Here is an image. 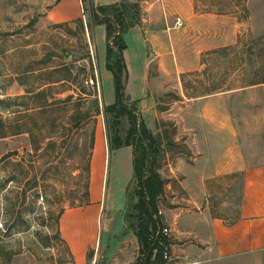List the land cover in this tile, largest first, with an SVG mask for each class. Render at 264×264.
Masks as SVG:
<instances>
[{
  "label": "rangeland",
  "instance_id": "374dc122",
  "mask_svg": "<svg viewBox=\"0 0 264 264\" xmlns=\"http://www.w3.org/2000/svg\"><path fill=\"white\" fill-rule=\"evenodd\" d=\"M56 1L0 0V181H6L10 169L15 177L0 190V211L5 216L3 244L15 254L11 264H79L62 233L61 219L70 211L88 209L89 152L87 131L76 144L56 148L63 139H48L47 133H34V139L10 136L9 126L15 118L20 124L30 121L31 92L41 85L57 86L46 95L49 104L64 102L73 88L78 90L74 103L86 98L83 90L88 95L93 88L102 105L115 102L113 76L106 69L105 27L88 29V14L86 22L82 18L84 31L75 22L48 21L46 14ZM192 13L189 19L178 11L164 15L163 27L152 28L143 11L142 24L126 36V93L138 102L148 128L164 139L160 173L166 191L160 209L166 225L167 217H177L183 199L190 198L178 168L199 166L206 176L208 169L225 166L228 149L229 167L264 165V84L259 83L264 82V0H193ZM178 18L183 28L177 27ZM67 66L81 74L79 83L50 84L62 80ZM61 106L53 119L66 118L69 106ZM11 153L18 155L4 161ZM133 160L131 147L110 154L106 120L100 116L89 181L90 195L93 178L101 190L93 204L90 197L97 210V232L83 264H134L139 257L140 246L127 219L136 202ZM243 176L239 171L229 181L209 179L190 187L199 201L190 232L194 220L201 224L198 214L207 203L213 217L228 224L239 218ZM167 228L168 264H203V247L195 235H181L182 227ZM59 231L62 239L57 238ZM68 231L76 239H87L91 229L84 224Z\"/></svg>",
  "mask_w": 264,
  "mask_h": 264
},
{
  "label": "trees",
  "instance_id": "16d2710c",
  "mask_svg": "<svg viewBox=\"0 0 264 264\" xmlns=\"http://www.w3.org/2000/svg\"><path fill=\"white\" fill-rule=\"evenodd\" d=\"M82 1L86 13L89 15L88 29L93 30L95 27L104 26L106 30V69L113 76L114 104L102 105L97 88H93L88 95L85 93L86 90H83L86 98L80 96L79 102L74 103L75 93L77 94L78 90L73 88L74 90L71 91L74 94L66 98L64 102L55 100V103L49 104L46 95L55 90L57 86L46 87L49 84L41 85L39 89L31 92L34 106L31 108L30 121L26 124H20L19 121H15L18 118H15L8 128V135L28 134L34 139V133H40L43 136L47 133L45 137L48 139H63L64 142L61 147L54 145L56 148H62L65 142L68 144L65 145L66 147L76 144L80 134L87 131L89 163L86 169L88 180L86 205L89 206V181L91 162L96 149L97 124L98 118L104 116L110 154L114 150L127 147L134 149V181L137 187L133 200H136V202L131 206L127 215L130 228L134 231L140 246L139 257L134 264H168L169 261L166 256L171 253V243L169 236L164 233V230L168 228L160 209L161 199L166 191V182L160 173L161 161L164 155V139L160 135L155 136L148 128L146 121L138 113V102L132 101L126 93L129 82V71L125 55L128 50L126 36L142 24L143 9L140 3H132L128 0L106 6H96L94 0ZM75 23L81 31L86 29L82 19ZM65 70L67 74L62 80L50 84L65 81L77 85L81 74L75 75L74 70L68 66ZM55 71L60 73L59 70ZM92 80L96 84L97 78L94 74ZM259 83L264 84V82ZM42 100L46 102L41 103ZM62 103L69 106L66 118L53 119L52 116L61 113ZM125 122L129 125L127 130L124 129ZM40 145L42 146L43 143ZM39 149L36 145L35 151L38 152ZM16 155L18 154L11 153L4 158V161H10ZM6 175V181H0V190H4L7 185L15 181L14 172L11 169L6 171ZM242 198L243 195L241 201ZM4 217V210L0 211V264H4L6 260L8 264H11L15 254L6 250V246L3 244ZM236 221L229 225H233ZM57 238L62 239L60 231Z\"/></svg>",
  "mask_w": 264,
  "mask_h": 264
},
{
  "label": "crops",
  "instance_id": "0c3cea01",
  "mask_svg": "<svg viewBox=\"0 0 264 264\" xmlns=\"http://www.w3.org/2000/svg\"><path fill=\"white\" fill-rule=\"evenodd\" d=\"M121 1L123 0H95V3L106 6ZM128 1L141 3L143 11L147 14V22L152 28L163 27L164 15L173 16L178 11L186 19H189L193 14V0ZM82 4V0H61L59 2L57 0L52 9L47 12L46 19L57 24L81 20L83 18ZM208 170L210 173L205 176L202 175L199 166L187 165L178 168L177 171L181 177L180 184L190 198L189 200L183 199L184 204L179 208L180 212L177 217H167V225L178 229L182 227L184 231L181 235H195V239L203 247L201 250L203 264L210 261H241L247 264H264V165L252 168L229 167L228 149L225 166L218 165ZM239 171L244 172L243 198L240 204L239 219L233 225H229L223 219L213 217L207 203L205 211L198 214L201 218V224L194 220L193 232H190L188 230L191 227L192 221L190 220L197 215L192 212L194 209L199 210V201L194 200L191 196L193 191L190 187H193L195 182H201L204 185L209 179H226L229 181V176L235 175ZM100 191L98 182L93 178V190H91L90 195L91 204L94 203L93 198L99 199ZM87 208L86 211L73 210L65 213L61 219L62 233L69 242L74 255L78 258L79 264H83V258L87 250L92 247L97 232V210L91 205ZM84 224H88L91 229L87 239H76L73 234L69 233L68 230L83 227Z\"/></svg>",
  "mask_w": 264,
  "mask_h": 264
},
{
  "label": "built area",
  "instance_id": "2783aa9c",
  "mask_svg": "<svg viewBox=\"0 0 264 264\" xmlns=\"http://www.w3.org/2000/svg\"><path fill=\"white\" fill-rule=\"evenodd\" d=\"M82 8H83V19H84V21L86 22V16H87V13H86V10H85V6H84V4H82ZM185 26V24H184V21H183V19L182 18H178L177 19V27L178 28H183ZM161 215H162V212H161ZM164 233L167 235V236H169V230L168 229H165L164 230ZM168 255L166 256V259L168 260Z\"/></svg>",
  "mask_w": 264,
  "mask_h": 264
}]
</instances>
